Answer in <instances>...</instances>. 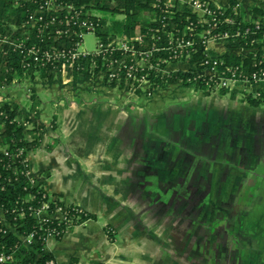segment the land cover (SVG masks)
Instances as JSON below:
<instances>
[{"label": "rangeland", "instance_id": "rangeland-1", "mask_svg": "<svg viewBox=\"0 0 264 264\" xmlns=\"http://www.w3.org/2000/svg\"><path fill=\"white\" fill-rule=\"evenodd\" d=\"M209 1L227 4V0ZM263 1L238 3L248 8ZM82 40L87 52L96 49L92 33H85ZM218 46L224 44H211L216 52ZM81 74L76 78L67 73L15 78L10 87H0V102L16 103L20 120L27 115L43 129L40 146L28 154V177L40 178L47 171L49 178L43 182L47 190L59 191L65 203H76L95 213L99 223L111 224L114 245L125 262L139 258V264H166V257L184 256L186 264H264V197L246 200L241 196L244 182H238V176L228 182L226 174L212 175L213 167L206 162L185 165V156L174 149L156 150V165L147 167L141 159L150 137L147 113L156 115L155 108L162 103H146L144 85L111 86L104 83L103 74ZM164 89V106L201 108L202 104L206 108L216 102L220 106L240 102L215 92L209 96L224 98V102L205 98L199 105L196 97L202 94L191 86L169 84ZM32 94L39 99L34 112L30 111ZM131 129L139 135L137 142L130 139ZM200 132L187 135L184 145L196 144L194 138L206 144L201 136L206 137L210 129ZM54 139L55 152H48L45 145ZM169 159L175 165L161 164ZM72 238H65L64 248L77 245ZM51 241L54 248L57 242Z\"/></svg>", "mask_w": 264, "mask_h": 264}, {"label": "trees", "instance_id": "trees-1", "mask_svg": "<svg viewBox=\"0 0 264 264\" xmlns=\"http://www.w3.org/2000/svg\"><path fill=\"white\" fill-rule=\"evenodd\" d=\"M42 1L0 0L1 88L10 87L16 82L15 78L19 80L34 76L52 77L58 74L57 61L33 60L27 53V49L32 45L40 51L39 56L45 50L54 55L62 49L66 51L72 49L78 41L76 34L81 32V29L72 23L67 27L57 26L55 21V24L41 29L42 32L38 29L39 25L30 28L24 34L16 31ZM69 2L74 8L83 7L80 20L87 17L85 15L87 12L99 14V17L93 19L97 23L94 35L103 44L113 39L144 34L141 41L136 43V47L150 51L149 61L159 62L160 68H164L168 62H177L171 58V50L160 49L167 43V31L173 30L174 26L182 31L183 25L194 21L195 17L186 4L173 1V7L166 11V14L173 18L165 21L167 31L161 32L159 28L161 12L153 5L156 0H69ZM226 3L222 11L213 7L218 12L217 30L229 35L224 42L226 49L245 51L240 55L235 53L216 55L211 49L205 50L203 45H200L196 51L189 52L187 58L182 57L180 60L203 68L204 65L200 62L206 54L216 56L222 63L217 66L219 70L229 66L236 67L241 76L249 78L251 73L264 70V1L262 5L251 4L248 8L239 5L235 9L234 4L238 3V0H227ZM64 14L65 12H62L57 16L62 18ZM58 28L67 32L56 35L55 30ZM6 36L11 37V44L2 43L1 39ZM121 56V53L116 51L112 52L109 58L105 54L80 56L72 61L71 67H68L70 62L66 63L65 68L67 75L72 74L73 78L82 75L81 73L86 76L89 74L97 76L106 69L109 60ZM125 71L126 69H121L118 85L114 80H109L107 75L103 77L104 83L130 88L138 84L136 79L140 74L147 79L151 78V71H143L134 73L136 78L125 82L122 77ZM169 84L191 86L204 96L217 92L221 96L228 95L231 99H238L252 107L264 106V91L252 93L217 87L214 78L197 76L191 69H177L158 75L149 86V90ZM29 98L30 111L34 112L39 99L35 94ZM19 115L20 110L16 103L0 105V264H56L53 254L47 249V240L49 238L60 240L74 227L87 221H96L97 216L76 203H65L57 192L45 190L43 181L49 177L47 171H42L40 178L27 176L28 154L39 147L43 129L34 118L23 115L20 120ZM55 143V141L47 143L46 150L50 151ZM102 228L107 239L113 241L115 232L112 227L105 224ZM67 264L82 263L72 257Z\"/></svg>", "mask_w": 264, "mask_h": 264}, {"label": "crops", "instance_id": "crops-1", "mask_svg": "<svg viewBox=\"0 0 264 264\" xmlns=\"http://www.w3.org/2000/svg\"><path fill=\"white\" fill-rule=\"evenodd\" d=\"M219 47H215L220 50L218 52L212 48L218 55L228 52L236 53V51L228 50L224 46ZM175 68L180 69L181 65L169 64L166 67L167 71H172ZM167 86L153 89L148 97H144L147 99L146 103H150L149 105L162 104L155 108L159 111L156 115L152 111L147 113L146 126L149 129L147 133L150 137H147V142L142 147L144 156L141 159H143V164L147 167H154L156 165L154 159L156 150L170 151V149H174L180 152L179 156H185L183 157L185 165L199 166L206 162L213 167L212 175L215 172H217L216 174H226L223 177L228 182L232 180V177L238 176V182H244L242 187L245 193L241 196L246 200L254 197H264V106L252 107L246 103L235 101H227L228 103L221 104V106L216 102L214 103L215 106L210 104L206 108L202 104L200 105V102H203L205 98L212 101L219 99L220 102H224L222 101L224 98L216 95L197 96L196 99L199 101L201 108L194 104L183 108L174 105L164 106L165 95L162 92L166 91L164 88ZM243 88L244 90L245 88L248 89L245 91L252 93L264 91V82L249 84L243 86ZM3 102H0V105L6 104ZM200 129H210L206 137L205 135H202V138L200 137L208 142L201 145L199 144L201 140L194 138L192 142L196 141L197 145L191 144L193 146L186 147L183 143L185 137L192 133L198 134V136L201 135ZM74 131L75 129H73ZM81 133L83 134V132ZM129 135L130 139L137 142L139 135L135 129H131ZM155 138L160 142H156ZM54 141L56 142L54 147L48 152H55L54 148L57 141L56 139ZM186 157L190 158L188 162H186L188 160ZM164 162L161 164L175 165L171 162V159ZM28 167L30 170L29 155ZM43 186L45 188L44 183ZM45 190L47 189L45 188ZM52 192H57L62 196L57 190H52ZM243 206L245 207L246 203ZM103 224L112 227L107 222L87 221L65 233L60 240L49 238L46 246L48 251L53 254L55 263L67 264L70 258L75 257L82 264H139V258L133 261H124L122 252L117 251L114 245L115 235L114 240L109 241L103 231ZM112 229L114 230L113 227ZM73 235L72 241H78L77 245L73 244L71 247L64 248L65 238H71ZM51 240L57 242L54 248L49 244L52 242ZM185 258L184 256H176L174 259H171V257L167 259L166 257L164 261H166V264L172 262L175 264L177 261L185 263Z\"/></svg>", "mask_w": 264, "mask_h": 264}, {"label": "built area", "instance_id": "built-area-1", "mask_svg": "<svg viewBox=\"0 0 264 264\" xmlns=\"http://www.w3.org/2000/svg\"><path fill=\"white\" fill-rule=\"evenodd\" d=\"M173 1H179V3L181 4H186L193 15H195L194 21L185 23L182 27V31L179 30V27L175 26L171 31L166 30L167 24L165 23V21L168 18H173L166 14L168 12L167 10H170L173 7ZM153 5L157 6V8L161 12L159 20L160 31L168 32L167 43L166 45L160 47V49H168L169 51L171 50V58L177 60V62H168L167 65H181L182 69H191L197 76H208L209 78H214L217 87H224L228 90H234L238 86H246L249 84L264 82V70H258L251 73V76L249 78H247V76H241L236 67L229 66L225 67L222 70H219L217 66L221 65L222 63L218 61V58L216 56L206 54L200 62V64L204 65L203 68L198 67L197 64H189L185 60H180L182 57L187 58L189 56V52L196 51L197 46L203 45L205 50L211 49V44L218 41L224 44L226 39L229 38V35L226 32H220L219 30H217L216 19L218 12L213 9L214 7L217 8V10L222 11L225 8V5L216 4L209 0H156ZM239 5V3L234 4V9ZM82 9V6H80L78 9L74 8L73 5L70 4L69 0H43L42 2H39L37 7L28 15L27 20L24 22V24L16 28V31L24 34L27 33L30 28L39 25L38 29L40 32H42L43 30L41 29L48 28L49 26L55 24V21H57V26L65 25L67 27L70 25V23H72V25H77V27L81 29V32L76 34L78 41L75 42L74 47L67 51L62 49L60 52L52 55L45 50L39 56L38 53L40 51L38 50V48H35L34 45H32L27 49V53L32 56L34 61H38L41 59H44L46 62L52 60L57 61L59 65L57 66L56 73L64 74L67 73L65 64L70 62L68 67H71L72 61L78 59V57L80 56H104L105 54L109 58L112 52H120L122 56L118 59L109 60L107 65L105 64L106 69L99 73L103 74V77L107 75L109 80H114L118 85L120 80L119 77L121 75V69H126L125 75L122 76L124 77L125 82L129 79H135L136 76L134 73L151 71L150 79H147L143 74H140V76L136 79L138 84L132 86L134 88H139V86L141 85L146 86V95H149L151 92L149 90V86L158 75L166 73L167 65L164 68H160L159 62L152 63L149 61L148 58L150 57V51H143L136 47V43L141 41L144 34H138L137 36L131 38L122 37L119 39H113L110 42L103 44L94 35V30L97 27V23H95L93 19L96 18L99 14L93 11L87 12L85 13L87 17L80 20ZM62 12H65L62 18L57 16V14H60ZM219 15H221V12H219ZM148 19L151 18L148 17ZM83 30L85 31V33H92L95 37L96 49L93 52H87L83 47L82 39L83 35L85 34L82 33ZM66 32L67 30H60L59 28L55 30L56 35H61V33ZM10 38V36L3 37V39H1L2 43L8 42L9 44H11L12 42L10 41ZM232 51H236L235 54L240 55L245 50L236 49ZM161 61L162 60H160V62ZM42 63L43 62H41V64ZM82 71H84V68L82 69ZM99 73L98 75L101 76Z\"/></svg>", "mask_w": 264, "mask_h": 264}]
</instances>
